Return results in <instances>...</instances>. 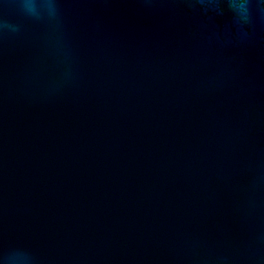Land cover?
Wrapping results in <instances>:
<instances>
[{
  "label": "water",
  "instance_id": "obj_1",
  "mask_svg": "<svg viewBox=\"0 0 264 264\" xmlns=\"http://www.w3.org/2000/svg\"><path fill=\"white\" fill-rule=\"evenodd\" d=\"M0 0V264H264V0Z\"/></svg>",
  "mask_w": 264,
  "mask_h": 264
},
{
  "label": "clouds",
  "instance_id": "obj_2",
  "mask_svg": "<svg viewBox=\"0 0 264 264\" xmlns=\"http://www.w3.org/2000/svg\"><path fill=\"white\" fill-rule=\"evenodd\" d=\"M26 7H28L30 10L32 9V4L30 0H28V2L26 3Z\"/></svg>",
  "mask_w": 264,
  "mask_h": 264
}]
</instances>
